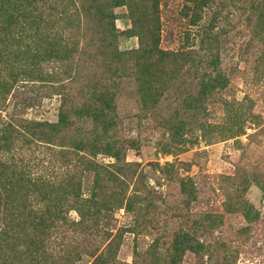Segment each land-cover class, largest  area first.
<instances>
[{
    "label": "rangeland",
    "instance_id": "1",
    "mask_svg": "<svg viewBox=\"0 0 264 264\" xmlns=\"http://www.w3.org/2000/svg\"><path fill=\"white\" fill-rule=\"evenodd\" d=\"M0 264H264V0H0Z\"/></svg>",
    "mask_w": 264,
    "mask_h": 264
},
{
    "label": "trees",
    "instance_id": "2",
    "mask_svg": "<svg viewBox=\"0 0 264 264\" xmlns=\"http://www.w3.org/2000/svg\"><path fill=\"white\" fill-rule=\"evenodd\" d=\"M224 245V244H223Z\"/></svg>",
    "mask_w": 264,
    "mask_h": 264
}]
</instances>
